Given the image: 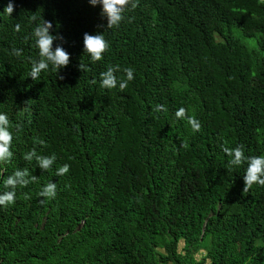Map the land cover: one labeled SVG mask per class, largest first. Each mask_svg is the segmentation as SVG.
Masks as SVG:
<instances>
[{
  "label": "trees",
  "instance_id": "1",
  "mask_svg": "<svg viewBox=\"0 0 264 264\" xmlns=\"http://www.w3.org/2000/svg\"><path fill=\"white\" fill-rule=\"evenodd\" d=\"M101 10L0 0V113L14 137L0 194L17 169L36 176L0 206V264H264V186L244 192L247 164L229 167L221 148L264 155V0H138L112 29ZM43 19L70 63L34 81ZM86 32L108 41L101 61L84 52ZM109 66L118 80L134 69L123 92L100 87ZM181 107L200 131L176 118ZM33 148L54 165L26 161ZM50 181L48 200L38 193Z\"/></svg>",
  "mask_w": 264,
  "mask_h": 264
},
{
  "label": "clouds",
  "instance_id": "2",
  "mask_svg": "<svg viewBox=\"0 0 264 264\" xmlns=\"http://www.w3.org/2000/svg\"><path fill=\"white\" fill-rule=\"evenodd\" d=\"M90 4L101 5V15L107 18V29L119 27L124 20V13L131 7L135 9L138 6V0H89ZM14 11V5L10 2L4 9V13L11 16ZM31 20H36L37 17L33 15ZM53 28L51 21L42 20L33 29V36L35 38V44L39 50L38 61L32 62V67L29 75L34 81H40V74L42 71H48L49 67L59 75V70L66 67L70 63V54L60 45H57L53 49V43L56 39H63L62 36L53 35L50 29ZM14 30L19 32L20 25L16 24ZM84 52H86L92 63L101 61L104 54L109 50V43L105 39L103 33L89 34L84 33L83 36ZM13 54L16 56L21 55V50L13 49ZM83 72L87 70V66L82 62L78 65ZM119 70V66H109L106 71L100 73V87L104 89H114L119 87V90L123 92L128 83L134 80V69L125 68L123 71L126 74V79H117L115 73ZM63 79V77H60ZM95 83V81H93ZM154 111H167L164 105H157ZM177 119L186 120L191 126L193 132L201 130L200 122L193 115H189L186 108L181 107L175 112ZM12 124L9 117L5 113H0V164L9 163L14 155L12 148L13 132ZM18 127V126H17ZM40 144H44V141H39ZM180 147L187 148V141L182 140ZM222 151L229 157L228 166H241L247 164L244 179V189L246 192L253 185L264 186V155L246 156L243 145H237L234 148H230L224 144L221 145ZM24 159L28 162L36 161L41 170L50 169L56 160L55 155L41 156L33 148L31 151L25 153ZM70 166L64 164L58 167L55 171L56 176H63L69 172ZM36 181V176H30L27 168L17 169L12 175L4 181V187L9 189L0 194V206L13 205L16 202V189L18 187H26L29 183ZM40 197H44L48 200L54 199L57 195V185L55 182L47 183L41 191L38 193ZM26 198H28L26 196ZM43 202V201H41Z\"/></svg>",
  "mask_w": 264,
  "mask_h": 264
},
{
  "label": "rangeland",
  "instance_id": "3",
  "mask_svg": "<svg viewBox=\"0 0 264 264\" xmlns=\"http://www.w3.org/2000/svg\"><path fill=\"white\" fill-rule=\"evenodd\" d=\"M181 245H182V244L180 243V244H179V247H181Z\"/></svg>",
  "mask_w": 264,
  "mask_h": 264
}]
</instances>
